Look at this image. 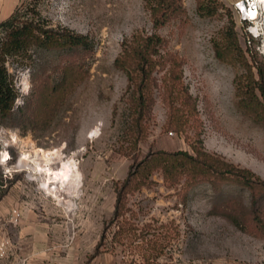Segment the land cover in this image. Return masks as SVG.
Masks as SVG:
<instances>
[{
	"label": "rangeland",
	"instance_id": "obj_1",
	"mask_svg": "<svg viewBox=\"0 0 264 264\" xmlns=\"http://www.w3.org/2000/svg\"><path fill=\"white\" fill-rule=\"evenodd\" d=\"M220 1L225 9L209 18L198 11L197 0H183L185 14L156 31L145 0H19L22 12L32 13L36 6L54 28H69L94 44L93 52L81 55L88 78L47 116L39 113V101L62 80V62L75 56L39 51L27 68L18 61L8 64L20 92L14 110L30 106L25 116L19 115L27 118L25 124H0V151L10 154H3L10 161L0 166V173L7 185L13 181L17 186L20 202L32 203L48 218L54 251L50 264L130 263L127 249L112 243L114 228L105 227L115 211V185L127 177L135 157L141 161L157 151L195 154V147H202L264 180V124L239 104L236 80L247 70L215 53L216 41L232 22L245 51L255 41L250 43L248 25L233 9L237 0ZM153 32L166 40L163 53L182 61L184 87L195 99L197 113L184 118L172 94L163 90L170 64L160 66L147 137L135 150L129 135L128 76L115 62L125 41ZM255 40L264 57L261 39ZM6 167L16 172L5 177ZM73 169L81 182L74 181ZM153 179L154 185L131 197V206L140 226L177 230L164 264H264V236L249 189L232 183L215 188L209 181L188 188L185 177L170 187L161 172ZM259 205L263 217L264 198ZM103 235L101 253L91 258Z\"/></svg>",
	"mask_w": 264,
	"mask_h": 264
},
{
	"label": "trees",
	"instance_id": "obj_2",
	"mask_svg": "<svg viewBox=\"0 0 264 264\" xmlns=\"http://www.w3.org/2000/svg\"><path fill=\"white\" fill-rule=\"evenodd\" d=\"M197 4L201 15L209 18L218 16L225 9L220 0H197ZM145 7L156 31L181 18L186 12L183 0H145ZM33 8L32 13L30 9L22 12L21 8H17L0 24V124L9 127L21 124L17 122L25 124V112L30 106L26 103L18 112L14 110L20 92L15 85V75L10 73V61H18L24 69L30 66L35 52L65 51L67 55L75 56L62 62V80L57 85L49 86L50 93L40 99L38 109L41 111L39 113H45L44 116L51 114L61 98L67 97L89 76L81 55L94 51L90 38L66 27L54 28L42 19L36 6ZM257 44L255 41V46L245 51L232 22L216 41L215 53L223 62L240 63L246 68L247 73L236 80L238 96L241 98L239 104L248 115L264 124V57L256 50ZM165 46L166 40L157 32L136 33L131 40L124 42L123 51L115 62L116 68L128 76L127 103L131 117L129 135L135 150L147 137L148 121L156 102L154 91L160 89L156 77L160 66L170 64L163 77V90L172 94L184 118L188 119L197 113V103L184 87L183 63L175 56L164 54ZM20 113L24 115L22 120L19 118ZM194 152L157 151L141 161L135 157L127 177L116 183L115 211L105 229L114 228L112 243L127 249L132 258L129 264H164L162 259L178 236L172 225H161L157 230L151 224L140 226L137 213L131 206V197L156 183L153 177L157 172L164 175L170 187L179 185L185 177L188 188L209 181L215 188L232 183L249 189L260 232L264 236V216L259 211L260 201L264 198V180L251 170L236 166L202 147H195ZM12 185L13 181L7 185L0 173V200ZM104 240L105 235L91 258L101 253Z\"/></svg>",
	"mask_w": 264,
	"mask_h": 264
},
{
	"label": "crops",
	"instance_id": "obj_3",
	"mask_svg": "<svg viewBox=\"0 0 264 264\" xmlns=\"http://www.w3.org/2000/svg\"><path fill=\"white\" fill-rule=\"evenodd\" d=\"M18 3L19 0H0V24L15 12ZM16 188L12 185L0 200V240L12 243L10 257L3 264H50L47 259L54 251L49 245V220L37 206L20 202ZM14 208H20L23 214L18 227L10 223Z\"/></svg>",
	"mask_w": 264,
	"mask_h": 264
},
{
	"label": "built area",
	"instance_id": "obj_4",
	"mask_svg": "<svg viewBox=\"0 0 264 264\" xmlns=\"http://www.w3.org/2000/svg\"><path fill=\"white\" fill-rule=\"evenodd\" d=\"M233 9L240 17V20L248 25V34L250 35V43L261 39L262 53L264 55V3L260 0H237L233 3ZM260 44V43H259ZM259 47V45H258ZM257 47V48H258ZM6 150L5 152H7ZM4 152V153H5ZM0 151V165H8L9 159L4 158V154ZM9 153V151H8ZM3 156V157H2ZM16 172L14 167H6L3 171L4 176H12ZM22 211L20 208H14L10 216V223L13 227H18L22 219ZM12 251V243L9 239L0 240V264L10 257ZM20 264V263H9ZM23 264V263H22Z\"/></svg>",
	"mask_w": 264,
	"mask_h": 264
},
{
	"label": "bare ground",
	"instance_id": "obj_5",
	"mask_svg": "<svg viewBox=\"0 0 264 264\" xmlns=\"http://www.w3.org/2000/svg\"><path fill=\"white\" fill-rule=\"evenodd\" d=\"M260 1H263V3H264V0H260ZM7 154H8V151L6 152ZM28 158V157H27ZM26 158V159H27ZM29 161V160H28ZM39 166H40V169L41 170H44V167H43V165H40L39 164ZM77 169V168H76ZM72 174H73V177H74V181H77L78 183L79 182H81L82 181V177H81V175H80V172L77 170V171H75L74 169L72 170ZM73 180V179H72Z\"/></svg>",
	"mask_w": 264,
	"mask_h": 264
}]
</instances>
